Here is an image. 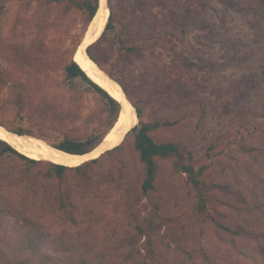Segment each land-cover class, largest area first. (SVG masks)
Segmentation results:
<instances>
[{"label":"rangeland","instance_id":"obj_1","mask_svg":"<svg viewBox=\"0 0 264 264\" xmlns=\"http://www.w3.org/2000/svg\"><path fill=\"white\" fill-rule=\"evenodd\" d=\"M109 7L117 30L140 50L115 51L106 68L132 104L146 100V118L187 115L160 138L184 142L197 158L216 148L208 177L219 199L214 209L240 234L232 239L210 221H196L192 199L166 163L155 191L144 196L130 143L114 183L102 181L104 155L82 175L69 173L74 222L60 217L53 182L11 154L0 160V264H45L47 257L53 264H188L178 245L200 250L194 264H264L256 250L264 246V195L252 208L246 193L264 166L248 153L264 152V0H151L149 8L141 0H109ZM86 30L81 14L59 5L0 0V126L48 143L91 129L100 97L83 93L88 84L81 80L82 89L72 90L64 74ZM184 57L207 69L187 70ZM146 219L156 228L135 237V224Z\"/></svg>","mask_w":264,"mask_h":264},{"label":"trees","instance_id":"obj_2","mask_svg":"<svg viewBox=\"0 0 264 264\" xmlns=\"http://www.w3.org/2000/svg\"><path fill=\"white\" fill-rule=\"evenodd\" d=\"M40 3L52 5H59L63 8L66 14L79 13L83 17L84 26L87 28L93 20L95 14L99 9V0H36ZM142 4L149 8L151 0H141ZM195 1V0H194ZM199 3H206L202 0H196ZM200 5V4H199ZM50 8H48L49 10ZM110 15L101 36L92 43L88 49V55L93 59L103 70H105L111 77L112 71H108L105 66V60L111 56L115 51H120L125 55L131 56L136 54L140 47L131 45L129 43V36L124 32L117 30L118 18L115 12L110 8ZM50 11V10H49ZM48 11V12H49ZM168 22L172 19L165 14ZM183 65L187 70L194 68L205 70L206 65L198 64L190 61L187 57L182 59ZM49 72V69H47ZM64 74L66 80L70 84V88L74 91H79L81 85L79 80L88 84L83 90L85 92H94L99 95L102 102L101 113L97 115L93 126L87 133L80 136H72L68 132H64V137L57 143H49L52 147L64 151L69 154H86L96 148L111 131L112 127L118 121L121 113L120 103L111 97L101 86L94 83L84 72V70L72 59L65 67ZM114 78V77H113ZM264 89V70L262 71V79ZM82 89V88H81ZM126 93L128 89L124 87ZM82 93V94H83ZM44 96V95H42ZM80 98L82 99V95ZM52 100V97H49ZM22 100L19 105L23 106ZM138 117V125L135 126L127 135L125 141L118 147L106 152L104 158L107 160L109 166L106 170L102 181L107 184L116 182L122 178V168L124 167L120 155L127 148V144H131V149L137 154L138 161L141 165L143 179L141 192L144 196H149L151 192L155 191V184L161 163H166L170 167V174L176 178L183 186L186 194L192 199V214L191 216L199 222L210 221L220 232L224 230L230 238L240 234L238 231H233L222 225L219 221V216L214 208L217 206L219 199L212 193L214 186L209 180L214 165V158L216 157L215 147H210L208 151L201 157L197 158L193 151L185 145L182 141L164 140L158 136L159 133L173 132L180 128V124L184 120L185 115H179L172 118H157L149 119L147 116V102L146 100H139L134 103ZM6 127V126H5ZM7 128V127H6ZM9 129V128H8ZM12 132L19 135H29L21 128H10ZM249 155L254 157V160L264 158V152H258L252 148L248 151ZM14 154L24 161L29 169L37 170L45 179H50L55 185V206L59 210V215L64 220L74 222L72 217L73 201L66 194L68 187L67 178L69 173L82 175L86 166L98 162V159L85 163L76 168H68L62 165H57L52 162L35 160L17 152L7 142L0 140V160H5L3 157H11ZM255 162V161H254ZM259 171L254 179L252 187L247 188L246 193L248 202L252 208L258 207V199L260 195H264V166ZM137 222V220H134ZM154 227L147 219L144 223H136L134 226L135 237L142 238L149 234ZM264 235H262V239ZM256 250L264 255V246H256ZM178 251L184 258L187 259L188 264H194V260L199 256V249L193 248L191 250L185 249L178 245ZM180 255V256H181ZM202 255V253H201ZM204 256L205 253L203 254ZM207 257V256H206ZM45 264H53L52 260L47 257ZM142 264H149L142 262Z\"/></svg>","mask_w":264,"mask_h":264},{"label":"bare ground","instance_id":"obj_3","mask_svg":"<svg viewBox=\"0 0 264 264\" xmlns=\"http://www.w3.org/2000/svg\"><path fill=\"white\" fill-rule=\"evenodd\" d=\"M109 16V9L103 7L98 12L96 19L91 27L90 31H93V34H89L86 38V44L93 43L99 36L102 34L105 25L107 23V19ZM75 56V54H74ZM75 61L79 63L80 67L86 72L88 77L96 84L101 86L103 89L108 91V93L118 101L124 103V108L128 111L130 116V122L125 123L126 127L124 131H127L131 126L136 125L138 122V117L133 110L132 105L126 101L124 95L117 89L108 78H105L101 73L98 72L97 68L93 65V63L84 55L83 51L80 50L76 56L74 57ZM126 121V116L121 113L119 120L116 125L112 127L111 131L107 134L105 142L100 145L98 150H96L94 154H98L102 152L106 148L113 147L118 145L120 139L124 133L118 135L120 127L124 125ZM0 140L7 142L14 149L19 151L20 153L26 155L31 159H43L50 161L55 164L66 165L68 167H77L80 165L89 155L78 156L71 155L68 153H64L61 150L54 149L48 142L43 139L33 137V136H19L18 134H13L7 128L0 126Z\"/></svg>","mask_w":264,"mask_h":264},{"label":"water","instance_id":"obj_4","mask_svg":"<svg viewBox=\"0 0 264 264\" xmlns=\"http://www.w3.org/2000/svg\"><path fill=\"white\" fill-rule=\"evenodd\" d=\"M103 7H106L107 9H109V15H110V7H109V0H99V9H98V11H97V13L95 14V16H94V18H93V20L90 22V24H89V26L87 27V30H86V33H85V35H84V37H83V39H82V41L80 42V44H79V46H78V48L76 49V51H75V56H76V54L80 51V50H82L83 51V53H84V55L93 63V65L97 68V70H98V72L99 73H101L105 78H108V80L109 81H111L112 82V84L117 88V89H120V91L122 92V94L124 95V97H125V99H126V101L127 102H129L131 105H132V107H133V110H134V112H135V114H136V117H137V113H136V109H135V107H134V105L130 102V100H129V98H128V96H127V94H126V92H125V90H124V88L122 87V85L117 81V80H115L113 77H111L109 74H107L93 59H91L90 58V56L88 55V52H87V49H88V47L92 44H86V38H87V36L89 35V34H93V31H90V29H91V27L93 26V23H94V21H95V19H96V16H97V14H98V12L100 11V9H102ZM108 18H109V16H108ZM107 21H108V19H107ZM100 36H101V34H100ZM99 36V37H100ZM98 37V38H99ZM97 38V39H98ZM96 39V40H97ZM95 40V41H96ZM94 41V42H95ZM93 42V43H94ZM74 56V57H75ZM74 61H75V59H73ZM76 62V61H75ZM77 63V62H76ZM78 65H79V63H77ZM80 66V65H79ZM82 68V67H81ZM85 72V71H84ZM86 73V72H85ZM87 75V74H86ZM88 76V75H87ZM105 90V89H104ZM106 91V90H105ZM107 93H108V91H106ZM109 94V93H108ZM110 95V94H109ZM111 96V95H110ZM112 97V96H111ZM115 99V98H114ZM115 100H117V99H115ZM118 101V100H117ZM119 103H120V105H121V113H123L125 116H126V121L124 122V125H122L121 127H120V130H119V132H118V135L119 134H121L122 132L124 133V135H122V137H121V139H120V142H119V144L118 145H115V146H113V147H110V148H106V149H104L102 152H100V153H98L97 155L96 154H94L93 155V153L96 151V150H98V148L100 147V145H102V143L103 142H105V140H106V137L104 138V140L96 147V148H94L92 151H90V152H88V153H86V154H78V156H84V155H89L88 157H87V159H85L80 165H78L77 167H79V166H81V165H83V164H85V163H88V162H90V161H93V160H96V159H99L101 156H103L106 152H108V151H110V150H112V149H114L115 147H118V146H120L124 141H125V139H126V137H127V135L130 133V131L135 127V126H137L138 125V122H137V124L136 125H133V126H131V128H129L127 131H124V129H125V123H128V122H130V116H129V114H128V111L124 108V103H122L121 101H118ZM120 113V114H121ZM119 117H120V115H119ZM118 120H119V118H118ZM116 125V124H115ZM10 131V130H9ZM10 132H12V131H10ZM13 134H16V133H14V132H12ZM19 135V134H18ZM19 136H24V135H19ZM29 136V135H28ZM54 149H56V148H54ZM16 150V149H15ZM57 150H59V149H57ZM17 151V150H16ZM17 152H19V151H17ZM64 152V151H63ZM20 153V152H19ZM64 153H66V152H64ZM22 154V153H21ZM69 154V153H68ZM24 155V154H23ZM71 155H77V154H71ZM26 156V155H25ZM27 157V156H26ZM38 160H42V161H47V160H43V159H38ZM48 162H50V161H48ZM55 164V163H54ZM57 165H61V164H57ZM62 166H65V167H68V166H66V165H62ZM68 168H76V167H68Z\"/></svg>","mask_w":264,"mask_h":264}]
</instances>
